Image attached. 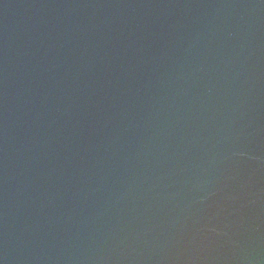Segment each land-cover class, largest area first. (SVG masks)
<instances>
[{"label":"water","instance_id":"95a60500","mask_svg":"<svg viewBox=\"0 0 264 264\" xmlns=\"http://www.w3.org/2000/svg\"><path fill=\"white\" fill-rule=\"evenodd\" d=\"M0 264H264V0H0Z\"/></svg>","mask_w":264,"mask_h":264}]
</instances>
